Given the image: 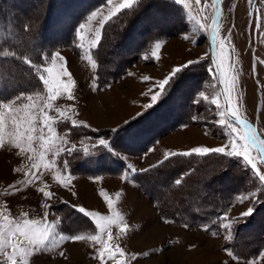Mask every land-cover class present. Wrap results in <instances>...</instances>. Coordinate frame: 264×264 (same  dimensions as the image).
<instances>
[{
    "label": "rangeland",
    "instance_id": "374dc122",
    "mask_svg": "<svg viewBox=\"0 0 264 264\" xmlns=\"http://www.w3.org/2000/svg\"><path fill=\"white\" fill-rule=\"evenodd\" d=\"M28 1V8L35 3V0ZM48 2L39 0L24 18L16 19L20 22L11 26L25 36L19 40H16L18 37L4 38V45L11 47L15 41L21 51L10 49L0 53L3 70L0 69V74L17 85L1 92L0 101H11L22 93L47 96L39 76L43 67L52 66L51 57L59 53L72 75L74 98L69 100L66 94L58 97L52 101L47 115L60 120L62 117L56 111L59 109L77 122L74 126L66 121L58 128L67 140L59 147L70 149L75 145L78 151L71 154L65 151L56 165L45 170L33 169L38 161L28 158L32 153L18 154L19 150L7 144L0 148V211L6 209L13 218L27 213L30 219H42L48 212V222L60 221L56 228L57 239L60 234H97L94 223L73 206H84L86 210L103 215L119 212L129 230L118 235V229L113 227L112 234L116 238L114 242L127 254L126 264H264V185L242 159L215 154L197 160L194 155L190 160L175 157L167 166L163 165L164 168L161 165L145 177L139 176L148 167L165 160L158 161L162 146L169 150L185 147L184 151H189L197 146L211 148L227 143V130L219 125L218 110L211 104L220 88L214 71H210L213 68L208 38L213 16L210 0L208 3L201 0L199 5L195 0L183 3L143 0L140 7L124 10L112 20L105 19L106 13L102 15L104 9L100 5L105 1L91 5L88 0H73L74 3L67 6L68 2L62 0L61 8H68L67 14H73L64 21H57L51 13L43 40L39 37V27ZM154 2H157L158 13L147 14V7ZM220 5V35L228 38L226 49L238 77L241 112L264 138V0H221ZM93 13L96 15L92 16ZM15 15L18 13L14 12L12 17ZM139 19L146 23L142 31L136 24ZM197 21L206 29H201ZM81 24L85 25L83 48L79 47L81 41L77 37ZM32 29L33 37L29 32ZM98 31L102 39L96 48H91L88 41L94 39ZM122 43L127 46L124 48ZM156 43L161 44L159 51L155 49ZM114 44L118 45L114 47ZM189 60L200 62L184 68L157 103L145 108L159 90L158 81ZM60 63L57 61V67ZM64 80L66 82L67 78ZM91 98L97 105L106 103L107 110L99 107L101 114L96 112ZM26 102L20 100L17 104ZM220 102L223 103L222 96ZM38 103L43 105V100ZM168 106L175 107L170 121H166L171 124H166L168 128L159 136L161 138L152 142L155 153L149 154L136 140L133 145L123 144L120 134L111 138L110 130L126 124L127 120L134 121L132 125L149 121L162 107ZM133 112L134 115H130ZM143 112L142 118H136ZM36 115L39 117L40 113ZM178 122L184 127L180 128ZM115 123L118 126H112ZM171 133L174 136L167 137ZM101 138L110 141L111 149L99 146ZM102 152H109L110 159L117 161L118 167L122 163L123 169L118 171L116 163L102 160L101 171L95 172L82 162L88 155L100 157ZM260 167L264 171V166ZM57 171L62 176H71L69 188L62 187L54 179ZM33 172L40 178L36 179ZM178 179L182 181L180 184L175 183ZM40 188L53 193L55 198L46 200ZM101 190L113 200L111 210L99 195ZM44 204L51 207L46 209ZM249 207H254L252 215L238 219ZM224 213H227V220L223 222H233L229 230L220 228ZM229 232L231 240L226 239ZM99 247L88 240L50 241L45 251L30 258V264H101ZM226 249L239 259L230 257ZM107 264L112 262L107 261Z\"/></svg>",
    "mask_w": 264,
    "mask_h": 264
},
{
    "label": "snow or ice",
    "instance_id": "6c2138e0",
    "mask_svg": "<svg viewBox=\"0 0 264 264\" xmlns=\"http://www.w3.org/2000/svg\"><path fill=\"white\" fill-rule=\"evenodd\" d=\"M137 2L138 0H120L119 4L113 5L110 15L105 19L110 20L124 10L132 9ZM177 2L183 3L184 0H177ZM195 2L199 5L201 0H195ZM208 2L209 0H205V3ZM108 3L112 4V0H108ZM210 3L216 9L215 15L212 18V24L210 25L212 48L210 63L213 66L210 71H214L222 85L221 92L216 98L211 100V104L215 105L218 110V115L220 116L218 121L219 125L224 126L227 130V143L218 147L209 148L207 146H197L189 151L166 153L164 159L168 160L170 157H176L177 155L183 157L195 155L203 158L213 154L226 158H240L246 166H249L259 182L264 185V171L260 167L264 166V138L258 134L257 129L253 127L241 112L240 97L237 92L238 77L234 74L235 67L230 62L229 50L226 49L228 38L221 37L220 35L218 20L221 15V0H210ZM185 7H188L186 3ZM95 15V13L92 14V16ZM197 24H199L201 29H206V26L200 24L199 21H197ZM84 28L85 25L81 24L80 30L77 31V37L81 41L79 47L81 48L84 47L83 41L85 36L82 31ZM101 39V33L98 31L95 33V38L88 41V43L91 48H96ZM160 48L161 44L156 43L155 49L159 51ZM153 55L155 56L156 53L154 52ZM156 58L158 59L159 57L157 56ZM88 59L92 62L90 56ZM200 59L203 60L205 57H201ZM57 61H61L59 67H57ZM199 62V60H189L180 67H174L169 76L158 81L159 90L151 97L152 103L144 107L151 108L166 93L167 88L177 74L184 68ZM51 63V67H43V71L39 76V80L42 82V87L47 92V96L42 97L40 93H36L35 96L22 93L11 101H0V148H4L7 144L19 150L18 154L32 153L28 158L33 161H38V163L33 164V169L42 168L47 170L56 165L58 157L65 151L69 154L73 151H78L75 145L70 149L59 147L60 144L67 143V140L63 134L59 133L58 128L60 124L66 121H71V124L74 126L77 125V122L59 109L56 111L62 119L57 120L47 115V111L52 108V101H55L58 97L66 94L69 100L74 98L72 92L74 81L66 67L64 58L59 53H56L55 56L51 57ZM92 66L95 68L96 64L93 62ZM65 77L67 78L66 82L64 80ZM144 80L147 81L148 77L145 76ZM200 95L205 100L208 99V97L204 96L203 92ZM221 96L223 97V103L220 102ZM20 100L27 102L17 104V101ZM40 100H43V105L38 103ZM37 112L40 113L39 117L36 115ZM110 131L115 132L117 129H111ZM36 133H39V135H36ZM98 144L104 149H111V144L108 139L101 138ZM37 146L39 147V151H37ZM85 154H88L87 150H85ZM64 168H67V165H64ZM16 171H21V169H16ZM132 171L134 172L135 170L133 169ZM32 174L35 175L36 179L40 178L35 172ZM54 179L62 187L69 188L72 178L71 176H62L57 171ZM126 179L127 177L125 176ZM181 182L180 179L175 181L176 184H180ZM39 192L43 194L46 200L55 198L53 193L45 191L44 188H40ZM72 194L76 195V193ZM99 195L111 210L113 208V200L110 198V195L105 190H101ZM119 195L120 193H117L118 197ZM43 207L47 209L51 206L44 204ZM73 207L94 223L97 234L88 236L83 234H60L57 239L55 234L60 221L56 223L48 222V212L45 213L42 219H30L27 213H24L21 218H13L7 213L6 209L0 211V257H3V261H0V264H30V258L45 251L49 247L50 241L58 243L59 241L79 242L84 240L91 241L100 246L98 249V258L101 260V264H107V261H111L112 264H126L124 258L127 254L119 244L114 242L116 238L112 234L113 227L118 229V235L127 233L129 227L124 222V216L116 211H113L111 215H103L97 211L86 210L84 206ZM253 211L254 207L247 208V210L239 214L238 219L243 220L251 216ZM226 220L227 213H224L220 223V228L223 230L232 228L233 222H223ZM165 222H167L166 219ZM213 235H216V233L213 232ZM226 239H232L231 232H229ZM226 251L233 259H239L233 256L231 250L226 249ZM60 255L63 256L64 254L60 253ZM144 255H147V253ZM132 259H135V256H132Z\"/></svg>",
    "mask_w": 264,
    "mask_h": 264
},
{
    "label": "trees",
    "instance_id": "16d2710c",
    "mask_svg": "<svg viewBox=\"0 0 264 264\" xmlns=\"http://www.w3.org/2000/svg\"><path fill=\"white\" fill-rule=\"evenodd\" d=\"M38 1L39 0H35V3H32L30 5V7L28 8V6H29V1L28 0H0V33L3 34V37L0 38V53L4 52L5 50H10V49H12V51L15 50L17 52L21 51L18 48V46L15 43V41L13 42L14 45L11 46V47H8V45H4V38L6 36L7 38H9L11 40V39H14L15 37H18V38H16V40H19V37L25 36L24 33H22V34L20 33L19 29L13 28L11 26L14 25V24H17L18 22H20V21H16V19L24 18V15L29 13ZM66 1L68 2V3H66L67 6L72 5L75 2V0H74V2H73V0H66ZM88 1L91 3V5H93L92 3L95 4V3H99V2L104 1V0H88ZM142 1L143 0H138V2L136 4H134V6L135 7H137V6L140 7L141 6L140 4H141ZM61 2H62V0H49L48 5L46 6L45 18H44V20H43V22L41 24V27H39V37L42 38L43 40L45 39V35L47 34V31H48L49 19H50V21L52 19L51 13H52V15L54 14L53 15L54 18L57 17L56 18V19H58L57 21H64V19L66 17H70V15L73 14V12L72 13L68 12L70 14V15H68L67 14V11H69L68 8H65V7L61 8ZM69 2H71V3H69ZM27 3H28V5L26 6ZM150 6L151 7H147V9H146L147 11H145V12H147V14H150V13H153V12H157L158 13V9H156L157 8V2H154L153 4H150ZM144 10L145 9L142 8L141 12H143ZM14 12L18 13V15H15V17L13 18L12 15L14 14ZM62 17H64V18L62 19ZM136 24H137V27L138 26L140 27L138 29L139 31L144 30V27L146 25L144 20H140V19H139V21ZM136 24H135V26H136ZM33 30L34 29L29 30V32L32 35L31 37L34 36L33 35ZM135 32H137V31H135ZM20 34H21V36H19ZM139 35H141V34H139ZM125 44L126 43H122L124 48L127 46ZM116 45H118V44H114L113 46L115 47ZM120 46L121 45H119L118 47H120ZM114 51H115V49H114ZM118 53H117V55H119ZM5 57L6 56L4 55V58ZM0 59H2V58L0 57ZM0 69H1V72H3L2 68H0ZM13 81L14 80L7 79V77H4L2 74H0V93L4 92L5 89L6 90L14 89L17 85L15 83H12ZM156 107H155V109H157ZM174 109H175V107H170V106L162 107L160 112H157L155 114L153 113L154 116H151L148 119L149 121H144V122H141V123H139L137 125L136 124L132 125L131 122L133 123L134 121L128 122L129 120H127L126 124H124L125 123L124 122L123 124H121L117 128H115V129H117V131L112 132L110 136L112 138V136L114 137L116 134H120L121 135L120 137H121V140H122L121 142L123 144L133 145L135 140H136L140 144V147L142 149H143V147L147 148L155 139H157L163 132L166 131L165 129L168 128V125H166V124L169 123V122L167 123L166 121L167 120L170 121L169 118L173 116ZM145 112L137 114L138 116H136V118H142L144 116L143 114ZM169 124H171V123H169ZM178 124H180L179 126L183 125V123H181V122H178ZM178 124H176V125H178ZM173 126L175 127V125H173ZM134 132H135V135H134ZM105 150H107V149H105ZM108 153L109 152H106V153L102 152L100 157H97V154H90L82 162L85 164V166H87V168H92V170H94L95 172L101 171V169H102L101 168V161L102 160H104V161L110 160L111 163H113V162L116 163L115 164L116 165L115 168L118 171L123 169L122 168L123 164L119 163L118 164L119 167H118L117 166L118 162L115 161V160L113 161V159H110V153L109 154ZM177 153H180V152H177ZM176 157H178V159H182V160L193 159V156H191V157H183V156L177 155ZM172 158L176 159L175 157H171L168 160H164L163 163L160 162L159 164H157L155 166L148 167L147 169L144 170V172H141L139 174V176L141 175V176L145 177V174L150 172V171L153 172L155 170L154 168L161 167V165L162 166L163 165L167 166L170 162H172V160H173ZM194 159L197 160L198 157L194 155ZM162 168H164V166ZM106 170H108L109 172H112L109 169H106ZM137 175L138 174H136V176Z\"/></svg>",
    "mask_w": 264,
    "mask_h": 264
},
{
    "label": "crops",
    "instance_id": "0c3cea01",
    "mask_svg": "<svg viewBox=\"0 0 264 264\" xmlns=\"http://www.w3.org/2000/svg\"><path fill=\"white\" fill-rule=\"evenodd\" d=\"M105 2H102V4L100 5V6H102L103 7V9L104 10H102V15L104 14V13H106L104 16L105 17H107V16H109L110 15V11H111V8L113 7V5H116V4H119L120 3V0H112V4H109L108 3V0L106 1V0H104ZM110 88H108V90H109ZM107 90V91H108ZM104 91H106V90H104ZM111 91V90H110ZM106 94H109L108 92L106 93ZM149 97L150 96H148V99H149ZM135 98V97H134ZM91 104L93 105V108H95V110H96V112H98V113H100V109H99V107H102V109L103 110H107L106 109V107L105 106H107V104L105 103V104H103V103H99V105H97L96 104V102H95V99L94 98H91ZM122 102V101H121ZM123 103H124V101H123ZM105 105V106H104ZM121 105H122V103H121ZM110 112H112L111 111V109L109 110ZM101 114V113H100ZM130 115H134V112L132 113V114H130ZM123 118H125V117H123ZM90 121V120H89ZM122 121V120H121ZM91 122V121H90ZM92 124H93V122H91ZM119 123V122H118ZM118 123H115L114 125H112V126H118ZM181 126H183V125H181ZM180 127V126H179ZM179 127H177L178 128V130H180L179 129ZM184 127V126H183ZM183 127H180V128H183ZM178 130H176V131H178ZM175 133V132H174ZM174 136V134L173 133H171V134H169L167 137H173ZM158 138H161V137H158ZM157 138V139H158ZM157 139H155V141L157 140ZM157 142V141H156ZM155 142V143H156ZM153 143H154V141H153ZM163 144H165V142H163ZM168 145V144H167ZM166 145V146H167ZM170 145H172V144H170ZM174 146V145H173ZM178 147L180 146V145H177ZM169 147V146H168ZM175 147V146H174ZM177 148V147H176ZM176 148H174V149H171V150H169V149H167V147H165L164 148V146H162V155H160V159H158V161H160L161 159H163L164 157H165V154L167 153V154H170L171 152H181V150H183L184 151V149H186L185 147H179L178 149H176ZM191 148V147H190ZM147 151H149V154L150 153H152V152H154V149H155V144H150L147 148ZM155 153V152H154ZM157 153V152H156ZM157 161V162H158ZM160 163V162H159ZM153 164V163H152ZM152 164H150V165H152ZM150 165H148V166H150ZM89 195H92V194H89ZM93 196V195H92Z\"/></svg>",
    "mask_w": 264,
    "mask_h": 264
},
{
    "label": "water",
    "instance_id": "95a60500",
    "mask_svg": "<svg viewBox=\"0 0 264 264\" xmlns=\"http://www.w3.org/2000/svg\"><path fill=\"white\" fill-rule=\"evenodd\" d=\"M215 11L216 9L213 7V16L215 15ZM220 12H221V5H220ZM212 16V18H213ZM220 21V17H219V20H218V23ZM212 24V19H211V22H210V25ZM208 38H209V44H210V57H211V53H212V48H211V36H210V26H209V33H208ZM217 81H218V86L220 88V92H221V89H222V85L219 81V79L217 78ZM222 100H223V97H222ZM250 122V121H249ZM251 123V122H250ZM252 124V123H251ZM253 125V124H252ZM254 127V126H253Z\"/></svg>",
    "mask_w": 264,
    "mask_h": 264
}]
</instances>
